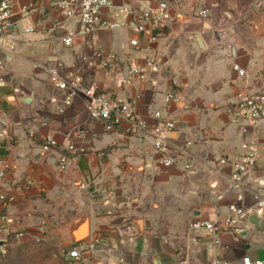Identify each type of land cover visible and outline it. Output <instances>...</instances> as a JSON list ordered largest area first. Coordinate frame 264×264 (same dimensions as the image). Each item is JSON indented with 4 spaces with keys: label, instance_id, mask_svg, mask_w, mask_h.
<instances>
[{
    "label": "crops",
    "instance_id": "crops-1",
    "mask_svg": "<svg viewBox=\"0 0 264 264\" xmlns=\"http://www.w3.org/2000/svg\"><path fill=\"white\" fill-rule=\"evenodd\" d=\"M13 1L18 9L30 0ZM115 2L143 7L148 0ZM170 2L168 32L151 50L132 47L130 29L126 47L105 49L111 35L95 29L75 37L72 47L83 50L82 64L60 69L53 55L45 62L34 59L17 36L13 49L0 44V171L5 168L0 194L14 195V200L0 198V252L7 241L44 239L71 247L79 237L105 233L108 242L97 248H86L88 241L77 244L83 247L77 259L64 252L65 264L264 260V208L257 206L264 197V119L249 124L225 110L238 92L264 89V0ZM205 6L210 11L203 30L198 11ZM31 19L36 31L49 38L59 37L53 33L57 28L78 31L77 17ZM95 48L117 53L119 63L104 68L92 57ZM148 58L155 61L151 67ZM130 63L146 66L144 79L128 81ZM234 64L246 69L245 77ZM49 67L63 76L73 72L79 86L59 88ZM44 76L50 85L37 79ZM187 80L189 91L173 85ZM91 86L129 99L149 126L156 111L175 119L169 140L173 164H163L164 154L149 130L130 134L122 124L109 132L91 118L84 95ZM170 90L182 92L183 99L167 103ZM27 97L29 103L23 101ZM45 137L54 138L57 146L44 150ZM253 138L260 154L235 184L234 167L219 160L238 159L242 144ZM233 206L247 210L237 227L210 231L191 226L197 220L225 222Z\"/></svg>",
    "mask_w": 264,
    "mask_h": 264
},
{
    "label": "built area",
    "instance_id": "built-area-1",
    "mask_svg": "<svg viewBox=\"0 0 264 264\" xmlns=\"http://www.w3.org/2000/svg\"><path fill=\"white\" fill-rule=\"evenodd\" d=\"M170 4V0H148L143 7L130 4L118 5L115 0H30L27 4L21 5L16 9L13 0H0V44L13 49L15 43L12 38L18 32V24L27 17L38 15L44 21L78 18V31L76 34L68 32L59 36L66 46H73L76 36H88L95 29L115 30L126 28L132 31L129 39L132 47L151 50L153 44L168 32ZM209 11L210 7L205 6L198 11V16L205 18ZM25 31L30 33L36 31V28L33 24H28L25 27ZM92 57L99 60L104 68H109L119 63L117 53L99 48L93 49ZM88 62L89 64L92 63L89 59ZM154 62L153 59L148 58L146 66L151 67ZM36 66L40 67L41 65L36 64ZM146 66L128 64V74L130 76L128 81L138 82L144 79ZM233 68L240 77H245L246 69L244 67L234 64ZM47 70L51 74V80L59 88H76L80 84V78L73 72L63 76L54 67H49ZM84 95L88 101L87 108L90 117L102 121L105 131H115L122 124H126L125 129L130 134H138L141 131L149 130L153 136L155 148L164 154L163 164L165 166L173 164V153L175 150L170 147L169 140L172 137V133L176 131L177 123L175 119L160 111H156L154 114L155 122L152 126H149L147 121L137 113L129 99L102 92L95 86L84 89ZM180 98L181 94L176 90H170L165 94L167 103L179 102ZM225 110L234 120L256 124L264 119V89L238 92L235 100L228 103ZM56 144L57 141L52 137L42 139V147L46 151ZM69 147L73 148V145ZM242 148L244 152L238 159L219 160V164H229L234 167L231 181L235 184L239 183L242 175L254 166L260 154L258 143L254 138L244 142ZM183 152L187 153V149L183 150ZM62 161L64 162L65 159H62ZM62 167L64 168V165ZM4 173L5 168L0 171V175H4ZM0 198L14 200V195L0 194ZM257 206L258 208H264V197L259 198ZM246 215L247 210L245 208L233 206L225 222L209 219L197 220L191 226L195 229L210 231L228 230L237 227L238 223ZM86 241H88L86 248H97L108 242L105 233L97 234L81 243ZM77 244L65 252L66 256L75 259L81 257L83 247L78 248ZM207 264L221 263L214 260ZM243 264H264V260H253L249 256H245Z\"/></svg>",
    "mask_w": 264,
    "mask_h": 264
},
{
    "label": "rangeland",
    "instance_id": "rangeland-1",
    "mask_svg": "<svg viewBox=\"0 0 264 264\" xmlns=\"http://www.w3.org/2000/svg\"><path fill=\"white\" fill-rule=\"evenodd\" d=\"M221 14V13H220ZM32 17H27L25 20L21 21L18 24V28L19 31L18 33L15 35L17 36L19 43H23L29 50H28V54L31 55L34 59L36 60H40L45 62L47 60V57L53 55L55 57L58 58L57 61V66L62 69H68L70 67H74L77 64H82L83 60L85 59V55L83 54V50L80 48H73L72 46H66L62 43V40L60 37H46L44 35H41L40 33H38V31H33L30 33L25 32V27L29 24H34L32 19ZM199 23L201 25V28L204 30L207 28V26L205 27L204 24L207 23V21L205 20V18L200 19ZM125 32L127 33V29L126 28H122V29H117V30H108V31H104L103 35L104 36H110L111 35V39H109V41L107 42V47L105 45V49H118V48H124L126 47V43H127V35L125 34ZM52 34V33H51ZM96 35L98 36L99 34L96 33ZM30 63V62H29ZM172 68V66H170ZM65 71V70H63ZM37 79L41 80L42 82H44V85H50L51 81L49 77H37ZM175 88H181L182 92L183 90H191L192 89V84L190 82V80H187L185 82H182L179 84H176L175 82H173ZM181 94V98L180 101L183 99V93ZM197 96L189 94V98H196ZM199 97H203V96H199ZM198 97V98H199ZM60 104L57 105V110L58 113H62L59 111L60 109ZM78 131V130H76ZM74 132V134L76 135L77 132ZM218 201L217 198H215V202ZM10 244L15 246L18 245L19 243H14L12 241H10ZM63 254V252H62ZM64 257V256H63ZM47 264H65V260H59V258L57 256H55L54 260L48 261Z\"/></svg>",
    "mask_w": 264,
    "mask_h": 264
},
{
    "label": "trees",
    "instance_id": "trees-1",
    "mask_svg": "<svg viewBox=\"0 0 264 264\" xmlns=\"http://www.w3.org/2000/svg\"><path fill=\"white\" fill-rule=\"evenodd\" d=\"M71 247H61L44 239L21 242L15 246L7 241L5 251L0 252V264H47L48 261L54 260L55 256L61 261L65 260L64 252Z\"/></svg>",
    "mask_w": 264,
    "mask_h": 264
},
{
    "label": "water",
    "instance_id": "water-1",
    "mask_svg": "<svg viewBox=\"0 0 264 264\" xmlns=\"http://www.w3.org/2000/svg\"><path fill=\"white\" fill-rule=\"evenodd\" d=\"M53 33L55 34V36H60V35L63 33V29L57 28V29L54 30ZM196 39H197V41L200 42L199 37H198L197 35H196ZM23 101H24L25 103H29V102L31 101V98H30V97L24 98ZM84 231H85V230H84ZM82 234H83V232H82V233H79L78 236H80V235H82ZM84 240H85V239L79 237V238L76 240V243L73 244V245H76L77 243H80V242H82V241H84Z\"/></svg>",
    "mask_w": 264,
    "mask_h": 264
}]
</instances>
